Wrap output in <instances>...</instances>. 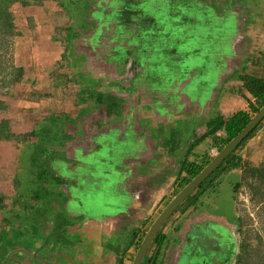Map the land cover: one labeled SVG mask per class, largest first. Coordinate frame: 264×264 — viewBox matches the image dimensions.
<instances>
[{
	"label": "rangeland",
	"instance_id": "rangeland-1",
	"mask_svg": "<svg viewBox=\"0 0 264 264\" xmlns=\"http://www.w3.org/2000/svg\"><path fill=\"white\" fill-rule=\"evenodd\" d=\"M196 1L199 7L191 12L192 17L188 16V20L194 18L192 20L204 24L187 27L188 30L192 29L190 33L194 36L201 29L210 33L217 31L213 32L216 36L211 35L210 38H204L203 40L194 37L192 46H187L185 49L188 50V53H186L188 56L195 53L196 58H189L190 64H186L187 67H176L179 74H173L176 76L177 81L184 83L186 78L182 74H185L184 71L190 70L186 80L194 85L195 90L191 91V93H194L192 98L197 97V100L201 101L205 108L209 106L211 101L209 99H211L210 96L213 93L221 97V102L226 101L228 98V105L223 106V117H226L237 109L233 107L234 103L230 101V98L234 96L236 101L244 100L241 96L243 93L238 77L244 73L249 74L262 70V67H257L255 63L256 59L258 61L261 57V51L264 53V0ZM116 6L115 0H108L107 3L103 4L97 0H65L63 5H60L58 0H42L40 4L35 3L27 6L16 2L10 7L13 24L19 34L14 37L13 67L9 69L7 67V70L12 72L8 74L7 79L11 80L13 75L18 73L17 69L19 67L24 69V74L19 82L0 89V98L8 107L5 111H0V121L2 119L8 120L10 130L15 134L14 140L0 141V197L4 206V209L0 210V264H2L3 259H10L9 257L16 258V261H20V264H33V261L29 262L27 257H30L31 249H34L40 242L30 237L27 239V237L34 227L40 228L37 230L38 232L41 229L42 231L45 230L47 234L53 232L48 239L49 245H47V248L40 251L44 254L45 250L48 252V248H52L54 242H59L61 245L69 244L70 242L66 238L68 226L75 224L82 226V216L87 219H94L95 216L103 214V211H113L116 212L117 216L124 215L128 217L126 211L129 210L131 205V198L128 197L130 194L115 185L120 173L126 166L121 162L127 156H138L139 154L135 150L144 149L149 151V148L146 146L147 142L143 135L132 127L130 119L128 120L129 124H127L128 122L120 123L119 117L122 116L121 104H124L127 98L123 96V93H138L140 90L135 85L158 87V93L154 95L156 99H151L153 102L159 100L155 102L157 105L150 100L147 102V99H143L141 94L138 95L139 100L137 102L141 109L145 108L143 110L149 108L155 110L156 108L157 111H163V115H165V112L170 111L171 108L167 106L170 101L165 98L164 101L160 99V93H163L162 89L165 88L164 85H150L155 83L138 81V83H130V85H134L131 90L122 88L114 91L113 96L115 99L112 107L109 106L111 117L107 118L106 123L99 121L93 124L95 127L99 125L104 128V132H99L98 136L90 137V139L88 137L90 141L87 142H92L93 146L90 154H84L82 150L84 146H76V150L81 155L76 157L75 160L73 159L74 161L70 159L71 156H68L67 150L62 151L63 147L55 146L59 154L49 162L44 157L45 160L41 162L38 157V144L35 142L38 138H33L34 136L31 134V131L38 130L36 132L38 134L41 130L45 133L46 130H49L45 138L53 144L56 143V137L64 136L62 134V124L64 123L58 122L56 118H59V116H52L46 123L42 122L45 115H57L61 114L62 111H68V106L65 105L64 107L63 100L59 99V96H62L61 92L55 91L56 88L54 89L53 85H49L53 78L52 72H47L45 69V59L49 61L53 56H58L57 54H61L65 47V43L55 41V37L66 36L68 33L67 38H71L72 34L70 32L73 31L76 32L75 39L81 40L82 37L86 38L87 35H92L95 30L96 33H99L101 30L98 29L97 24L102 23L107 18L113 19ZM178 27L184 29L183 26ZM69 28L70 30H68ZM240 31H242V34L246 31L249 33L241 36ZM177 32L179 31L177 30ZM170 35L172 34L170 33ZM249 35L251 36L248 37ZM117 46L109 48L106 58L111 62L113 61L112 63L117 68L125 69L126 54L122 56L113 55ZM235 47L238 48L236 51ZM118 49L120 50V47ZM123 51L126 52V50ZM237 54L239 55L238 58ZM194 55L190 56L195 57ZM171 59L167 60L173 62L176 58ZM237 62L240 64H237ZM32 67L40 69V71H37L36 76L31 72ZM54 67L56 69L54 74H60L57 62ZM182 69H184L183 72ZM220 77H223V86L220 85ZM227 77L238 82L236 85H229L234 89L226 88L228 87L225 84ZM33 92H38L41 96L36 102L37 106L30 108L34 105L30 103L35 102L31 99ZM200 92H202L201 95H199ZM49 97L51 98L48 99ZM158 97L160 98L158 99ZM126 100L130 102L128 99ZM119 101H122L121 104ZM44 103L48 107H44ZM112 116L113 119H111ZM189 125L192 126L191 123ZM43 126H45V129ZM181 127L183 131L179 129L176 134L169 132L168 135L164 134L165 137L159 136L155 147L158 146V150L173 153H178L182 147L192 150L194 148V137L198 135V132L195 131V136L190 137L188 140L182 134L188 130L189 126L184 125L183 127L181 125ZM185 127L187 128L184 129ZM160 128L163 129V127ZM168 128H172V126H168ZM168 128L166 127L167 130ZM126 130H129V132L126 133ZM190 132L192 131L190 130ZM37 134L34 133L36 137H40ZM256 135H260L259 132L254 137ZM23 137L27 139V142H25L26 139L23 140ZM83 138H87V136H83ZM253 138L239 150V154L242 156L243 161L249 162L252 166H260L264 163V137H256V139L254 138L255 141ZM47 140L44 142H47ZM95 143H98L99 146L95 147ZM68 145L65 146L68 147ZM126 149H134V151L125 152L124 154ZM212 149L213 151H209V155L213 157L214 154L212 155V153L217 150ZM153 162L158 164V162ZM45 164L46 167L49 165L48 170ZM41 171H45L46 175L41 177ZM236 171L233 170L219 177L209 191L205 192L204 198L201 196L195 202L187 200L178 209V212L182 214L190 212L192 213L191 217L199 216L206 212L211 213L210 208L213 210L211 205L214 203V206L218 205L220 207L222 213L224 210L225 214L229 216L233 217L234 211H237L238 215H246L242 218L243 223L247 222L243 228L244 234L238 235V242L240 243L246 238V242L249 241L247 246L251 252L244 250V255L243 251H240V254L235 255L231 262L233 260L232 264H264V215L259 216V218L255 215V205L252 204L250 193L243 185L238 187L235 193L236 199L233 201L232 186L236 181V176L238 179L241 175L239 170ZM124 174L125 172L121 174V177ZM57 175H60L62 179L58 177L56 179ZM154 177L152 176L150 179ZM56 182L59 184L55 185ZM72 182L74 184L71 185ZM69 195L70 200L67 199ZM75 214L80 216L72 218L71 216ZM240 215L238 218L236 217V220L239 224H242L239 221ZM85 218L83 219L87 220ZM234 219L235 217L232 218L233 222ZM198 220L202 221L201 217H198ZM124 230L119 232L122 236L121 239L117 237V240L129 241L131 239L134 228H125ZM47 234L43 235L47 236ZM257 234L260 235L263 244H260L256 239ZM22 238H25L23 242L20 241ZM174 239L171 236L169 244ZM44 240L48 242L47 238ZM125 244H120V248H124ZM108 246H111V251L114 252L119 247L114 241L112 244L111 242L108 243ZM231 247L234 249V253L237 254L239 248L232 245ZM162 252L161 250L160 260ZM212 255L211 264H228L225 261L223 262V259L217 260L218 257L213 252ZM238 257L242 258L239 263Z\"/></svg>",
	"mask_w": 264,
	"mask_h": 264
},
{
	"label": "crops",
	"instance_id": "crops-1",
	"mask_svg": "<svg viewBox=\"0 0 264 264\" xmlns=\"http://www.w3.org/2000/svg\"><path fill=\"white\" fill-rule=\"evenodd\" d=\"M97 1L103 4L107 3L108 0ZM115 1L117 6L115 7L113 19L107 18L102 23L97 24L99 26L98 29L100 28L101 30L99 33H96L95 30L92 35H87L86 38L82 37L81 40L77 38L75 41L64 45V50H62L61 54H57L58 56H53L49 61L45 59V69L47 72L56 71L54 65L57 62L59 65V75L65 76L63 79L60 78L61 83L59 84L54 83L57 80L53 77L49 85H53V88H56L55 91L61 92L62 96L60 95L59 99L63 100L64 107L65 105L68 106V111H62L61 114H57L60 116L61 122L64 123L62 124V134L73 138L72 141H67L69 145L65 148L69 154L68 156H71L70 159L72 161L76 157H80L81 154L76 150V146L80 147L78 145L84 146L82 148L84 154L91 153L90 151L93 149L92 142L87 141H90V137L98 136L99 132H104L105 130L99 125L95 127L93 124L99 121L106 123L107 118L111 117L109 115L111 111L109 106L112 107L114 102V91L121 90L122 88H129L131 90L134 88V85H130L132 82L151 81L155 84L150 85H164L165 88L162 89L163 93H160L161 98L158 97V99L160 98L164 101L165 98L167 101H170L167 106L171 109L163 115L164 112L157 111L156 108L155 110L150 108L143 110L145 108L141 109L139 107L137 102L139 100L138 95L141 94L143 99H147V102H149L148 100L153 102L151 99H156L154 95L158 93V87L135 85L140 90L138 93H123V96L127 97L126 99L130 102L125 99V103L121 104L122 101H119L122 109V116L119 117L120 123L128 122L130 119L132 127L143 135L147 142L146 146L149 148V151L144 149L135 150L139 154L138 156H127L121 162V164L126 166L120 173L115 185L130 194L128 197L131 198V205L129 210L126 211L129 219L124 215L117 216L116 212L113 211H103V214L95 216L94 219H87L82 216V226L80 224L68 226V234L65 232L66 238L70 243L61 245L59 242H54L52 248H48V252L45 250L46 253L44 252V254L40 251L47 248V245H49L48 239L53 232L47 234L42 229L38 232L37 230L40 228L34 227L27 237V239L30 237L40 242L34 249H31V258L27 257V260L29 262L33 261V264H118L117 262L121 258L127 263V260L131 258L133 246H130L123 254L117 252L118 247L115 252L111 251V246H108V243L111 242L112 244L114 241L120 246V244L126 243L127 240H117V237L121 239L122 236L119 232L125 231V228L138 230L151 219L153 220L150 223H153L168 202L175 196H173V193L176 187L175 175L178 164L189 153V149H184V147L178 153L158 150V146L155 147L157 138L161 135L165 137L164 134L168 135L173 132L176 134L179 132V129L183 131L181 125L183 127L184 125L189 126L188 130L182 134L186 139L189 140L190 137H194L195 131L198 132V135H201L205 131L206 122L211 117L217 115L223 117V106H227L229 103L228 98L226 101L221 102V97L213 93L210 96L211 99H209L211 100L209 106L205 108V105L201 104V101L197 100V97L192 98L194 93H191V91L195 90L194 85L186 80L188 79L190 70L184 71L185 74H182L186 78L184 83L177 81L176 76L173 74H179V70L176 67H187L188 65L186 64H190L189 58H196L195 53L190 54L195 57L188 56L186 54L188 50L185 49L187 46H192V39H195L194 37L203 40L214 35L213 32H217L213 31L210 33L201 29L194 36L190 33L192 29L188 30L187 27L204 24L203 22L198 23L196 20H192L194 18L188 20V16L192 17L191 12H194L199 7L196 0ZM214 1L218 2V0ZM178 26H183L184 29ZM177 30L179 32L176 33ZM248 33L246 31L242 34V31H240L241 36ZM115 46H117V49L113 52V55L122 56L126 54L124 60L125 69L117 68L112 63L113 61L111 62L106 58L109 48ZM118 47H120V50ZM234 49L236 51L238 48L235 47ZM123 50H126V52ZM238 57L239 55L237 54ZM171 58L176 59L171 62L169 61L172 60ZM237 64L240 63L237 62ZM183 70L181 71L183 72ZM37 71H40V69L32 67L31 72L33 75L35 74L34 76H36ZM220 79V85L223 86V77H220ZM237 83L233 79L228 78L225 80V84L228 85L226 88L234 89V87H229V85H236ZM55 85L61 86L57 87ZM242 93L246 103L243 102L244 100L236 101L234 96L230 98V101L234 103L233 107L237 108L236 110L245 109L247 101H252L251 96L245 90H242ZM51 94L54 95L53 93ZM201 94L202 92L199 93V95ZM31 99L33 100V98ZM44 99L46 98L44 97ZM156 101L153 102L155 105H157ZM36 102L38 101L30 103L31 105L34 104L30 108L36 107ZM43 106L48 107L46 103ZM234 112H231L224 118L230 117ZM52 116L54 115H45L42 122L46 123ZM111 119H113V116ZM190 123L192 126L189 125ZM168 126H172V128H168ZM160 127H163V129ZM127 132L129 130H126ZM258 132L260 135H256V137H264V119L263 125ZM83 136H87V138H83ZM256 137L254 138L256 139ZM254 138L253 140L255 141ZM101 141L104 143L103 140ZM94 145L95 147L99 146L98 143ZM208 146L206 142L201 143L194 149L193 154L198 157L207 150L208 152H212L213 149H209ZM130 151H134V149H126L124 150V154ZM155 151L157 152L155 153ZM238 155L242 158L239 152ZM190 159L192 161L195 158L190 156ZM153 161L158 162V164ZM246 163L250 165L249 162ZM261 165L253 167L259 168ZM123 172L125 174L121 177ZM152 176L155 177L150 179ZM239 179L240 176L238 179L236 176V181L232 186L233 201L236 199L235 193L238 189L235 187V184ZM71 184H74V182ZM197 190L198 188L189 196ZM204 194L206 193H203V198L205 197ZM189 196L171 214L170 218L159 231L163 238L161 244L163 251L161 257L162 264H179L182 257L181 251H185L188 248V246L184 247L185 242L189 241L192 236L194 237L193 243L196 242L195 246H198L195 250L200 251L198 250L200 248L210 255H212L214 248H218L223 253V244L226 249H228V244H231L235 248L238 247L237 254L234 253L233 249L231 255H225V263L232 264L233 260L231 262V259H234L235 255L240 253L241 242H238V235L244 234L243 229V232L239 233L240 224L236 220V217L238 218L240 214L238 215V212L234 211L233 217H235V221L233 222V217L225 214L224 210L222 213L220 207L218 205L214 206V203L211 205L213 210L210 208L211 213L206 212L203 215L191 217L192 213L190 212L187 214L178 212V209L184 205ZM74 216L80 215L75 214L71 217L75 218ZM244 216L246 215H240V222ZM198 217H201L202 221H199ZM246 223L242 221L243 228ZM43 234H47V236ZM171 236L175 238V242L173 240L169 244ZM46 238L48 242H43V239ZM24 239L22 238L20 241L23 242ZM72 240L74 242L71 243ZM208 245L210 248H208ZM196 251L191 252L195 253ZM9 258L16 261L14 257ZM17 264H20V261Z\"/></svg>",
	"mask_w": 264,
	"mask_h": 264
},
{
	"label": "trees",
	"instance_id": "trees-1",
	"mask_svg": "<svg viewBox=\"0 0 264 264\" xmlns=\"http://www.w3.org/2000/svg\"><path fill=\"white\" fill-rule=\"evenodd\" d=\"M65 0H58L60 5H63V2ZM91 1V0H90ZM19 2L24 6L30 5V4H40L42 0H0V89L7 87L9 84H14L15 82H19L24 74V69L19 67L17 69V74L13 75L11 80L7 79L8 74L12 73L10 70H7L9 68L13 67V61H12V51H13V43H14V37L16 34H19V32L16 31V28L13 24V18L12 14L10 12V7L12 4ZM70 30V28L68 29ZM72 36L71 38H67L66 36H59L55 37V41L58 40L59 43L63 42L69 44L72 41H75V34L76 32L71 31L70 32ZM70 39V40H69ZM261 57L258 59L257 63L255 65L257 67H262V70L255 71L254 73H244L241 76L238 77L239 81L241 82V89L245 90L252 98V101H247V106L245 109L236 110L230 117L224 118L221 116H214L211 117L205 125V131L203 134L198 135L194 139V149L199 146L201 143L206 142L208 143V147L215 148L218 152L225 147L253 118V116L259 111V109L264 105V53L261 51ZM56 70V69H55ZM9 72V73H8ZM55 71H53L51 74L53 77H55V80L57 82H54L55 84H59L60 78L63 79L65 76L61 75H55ZM55 86H61V85H55ZM1 95V92H0ZM40 93L33 92L32 101H36L40 98ZM243 98V95H241ZM246 103V100H245ZM7 105L4 103V101L0 98V111H5L7 109ZM56 116V115H54ZM58 116V115H57ZM58 122L62 123L59 118L56 117ZM51 122V121H50ZM263 125V120L247 135L245 139L242 140V142L236 147V149L224 159V161L217 167V169L207 178L205 179L201 185L198 187V190L189 196L187 200L190 202L196 201L198 198H200L203 193L208 191L210 187H212L219 177H221L224 174H227L233 170H240L241 175L239 181L235 184V187H240L243 185V187H246L247 191L250 193V199L253 205H255V215L262 216L264 215V164L261 165V167L256 168L253 166H250L248 163L244 162L242 158L238 155L239 150L250 140L252 139L255 134L261 129ZM45 129V128H44ZM47 134L49 133V130H46ZM37 131H31L33 138L36 139L35 142H37L38 146V157L39 160L42 162V160H45L44 157H46L47 162L49 160L54 159L59 152L56 151L55 146H61L63 147L62 151L66 150V144L67 141H72L73 138L69 137H56V143L53 144V142H49L45 136V131L41 130L37 134ZM35 134H37L40 137H36ZM43 133V134H42ZM15 139V134L10 130L9 122L6 119H2L0 121V141H11ZM26 138L23 137V140ZM18 140V139H17ZM35 140V139H34ZM47 140V142H44ZM64 141V143H63ZM27 142V139L25 140ZM44 142V144H43ZM40 148V149H39ZM189 150V153L183 157L179 164L178 169L175 175L176 181H175V190L173 193V196L177 194L178 190L182 189L186 184H188L212 159L213 157L209 155L208 150L202 154L201 156L196 157L193 154V151ZM190 156H193L195 159L191 161ZM51 157V158H50ZM199 160L197 161V159ZM49 167V165H47ZM46 167V164H45ZM48 167L47 170H48ZM45 171H41L40 176L43 177L46 174ZM62 179L60 175L56 176V179ZM16 183V181H15ZM59 183L56 182L55 185H58ZM72 185V184H71ZM52 193V190H51ZM67 199L70 200V195L67 196ZM2 198L0 197V210L4 209V206L2 204ZM167 203V202H166ZM185 204V203H184ZM264 219V217H263ZM153 219H151L146 225L141 227L140 229L133 230V233L131 235V239L126 242L125 248H120L117 250V252L125 253L127 249L130 246H133L131 258L127 260V263L124 262V259L121 258L118 260V264H132V259L134 258L137 249L139 248L145 233L147 231L148 226L151 224L150 222ZM242 222V220H241ZM15 225V224H14ZM19 226L18 224H16ZM243 227L242 224H240L239 230L240 234ZM256 239L258 242L263 244V240L261 239L260 235L257 234ZM162 235L161 233H158L156 237L154 238L148 252L146 253V256L144 257V260L142 264H161L160 260V252L162 250ZM43 242H46L43 239ZM240 244V251L244 250L249 251L247 246L246 238H244ZM120 250V251H119ZM251 252V251H249ZM240 254V253H239ZM238 254V255H239ZM245 255V254H244ZM35 257V253H34ZM238 263L242 258L238 257ZM2 264H17V262L13 259L5 258L2 260Z\"/></svg>",
	"mask_w": 264,
	"mask_h": 264
},
{
	"label": "water",
	"instance_id": "water-1",
	"mask_svg": "<svg viewBox=\"0 0 264 264\" xmlns=\"http://www.w3.org/2000/svg\"><path fill=\"white\" fill-rule=\"evenodd\" d=\"M264 119V105L253 116L251 121L225 146L223 147L188 184H186L165 206L161 213L156 217L151 226L148 228L145 236L136 251L132 264H142L146 253L148 252L154 238L159 233L165 222L170 218L171 214L177 209V207L195 190L201 183L222 163V161L228 157L236 147L242 142L243 139ZM208 248L209 245H208ZM227 248L223 244V253L214 248L212 252L217 255V260L226 262V256L233 253L231 244H228ZM200 251L194 253V257L190 260V264H211L213 255L208 254L205 250L198 248ZM226 255V256H225ZM224 256V257H223ZM216 260V261H217ZM208 261V262H207ZM181 264V261L179 262Z\"/></svg>",
	"mask_w": 264,
	"mask_h": 264
},
{
	"label": "flooded vegetation",
	"instance_id": "flooded-vegetation-1",
	"mask_svg": "<svg viewBox=\"0 0 264 264\" xmlns=\"http://www.w3.org/2000/svg\"><path fill=\"white\" fill-rule=\"evenodd\" d=\"M193 236H192V238L188 241H186L185 242V246L184 247H187L188 246V248H187V250H182L181 251V255H182V257H181V264H190L189 262H190V260L194 257V255H192V254H194V252L192 253L191 251H196L195 249L198 247L197 245L195 246V243L196 242H194L193 243Z\"/></svg>",
	"mask_w": 264,
	"mask_h": 264
},
{
	"label": "bare ground",
	"instance_id": "bare-ground-1",
	"mask_svg": "<svg viewBox=\"0 0 264 264\" xmlns=\"http://www.w3.org/2000/svg\"><path fill=\"white\" fill-rule=\"evenodd\" d=\"M213 154H214V152L212 153V155H213ZM210 162H211V161H210ZM212 173H213V172H212ZM212 173H211V174H212ZM211 174H210V175H211ZM210 175H209V176H210ZM209 176H208V177H209ZM208 177H207V178H208ZM207 178H206V179H207ZM150 226H151V225H150Z\"/></svg>",
	"mask_w": 264,
	"mask_h": 264
},
{
	"label": "clouds",
	"instance_id": "clouds-1",
	"mask_svg": "<svg viewBox=\"0 0 264 264\" xmlns=\"http://www.w3.org/2000/svg\"><path fill=\"white\" fill-rule=\"evenodd\" d=\"M216 153H218V152H217V151H215V153H214V156H215V154H216ZM214 156H213V157H214ZM146 232H147V231H146Z\"/></svg>",
	"mask_w": 264,
	"mask_h": 264
},
{
	"label": "built area",
	"instance_id": "built-area-1",
	"mask_svg": "<svg viewBox=\"0 0 264 264\" xmlns=\"http://www.w3.org/2000/svg\"><path fill=\"white\" fill-rule=\"evenodd\" d=\"M214 153H215V151H214Z\"/></svg>",
	"mask_w": 264,
	"mask_h": 264
}]
</instances>
